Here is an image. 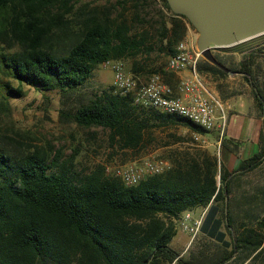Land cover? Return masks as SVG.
<instances>
[{
  "label": "trees",
  "instance_id": "trees-1",
  "mask_svg": "<svg viewBox=\"0 0 264 264\" xmlns=\"http://www.w3.org/2000/svg\"><path fill=\"white\" fill-rule=\"evenodd\" d=\"M133 1L138 9L143 0ZM156 1L170 14V22L160 19L157 34L171 36L168 44L177 45L186 25L193 27L165 1ZM78 4L0 0V73L18 84H6V95L22 96L23 85L59 91L60 122L108 130L111 143L122 150L145 149L156 128L181 125L194 134L207 133L182 118L138 106L111 87L72 102L98 66L135 56L145 42L130 35L125 18ZM241 44L212 54L250 86L263 117L257 149L237 170L224 171L215 155L203 152L175 159L164 173L125 186L103 165L76 171L73 155L61 162V151L52 147L18 143L21 148L9 150L0 144V264H229L238 251L246 262L263 256L264 183L252 188L250 174L264 163V42L245 53ZM227 52L242 57L236 61ZM197 72L215 80L228 77L204 58ZM0 110L9 113L6 101ZM239 144L223 136L220 142L232 153ZM195 208L206 209L197 249L181 256L170 246L172 220Z\"/></svg>",
  "mask_w": 264,
  "mask_h": 264
},
{
  "label": "rangeland",
  "instance_id": "rangeland-1",
  "mask_svg": "<svg viewBox=\"0 0 264 264\" xmlns=\"http://www.w3.org/2000/svg\"><path fill=\"white\" fill-rule=\"evenodd\" d=\"M83 4H90V8L107 11L114 19L120 16L125 18L131 30L130 35L135 36L138 40H145L135 56L126 55L120 60L127 74L143 83L151 74L162 72L176 44H168V40L172 39L171 36L163 39L157 34L162 17H165L166 22H170V14L162 8L158 1L143 0L138 9L134 6L133 0H79L78 5ZM186 27L182 39L196 47L198 34L189 25ZM263 42L264 38L261 36L243 42L241 44L243 53L262 45ZM213 52H215L214 49L211 50V54ZM226 54L235 55L236 61L242 57V53L237 52H227ZM201 58L204 57L201 56ZM201 78L209 91L214 92L223 104L227 103L229 106L228 116H237L238 118L253 116L263 124V117H261L252 90L239 73L228 75L224 80H215L210 76L202 75ZM167 79L173 80L172 76L165 78V80ZM6 84L14 88L18 86L14 80L1 72L0 102L6 101L10 111L7 113L0 110V144L9 150L21 148V145L36 146L43 150L52 147L54 150L61 151V162L67 161L73 155L72 168L81 173L88 172L97 165H103L112 171L114 168L128 164L140 165L145 159L153 158H161L168 163L167 168L162 172L164 173L170 169L173 160L181 159L184 156L199 155L203 153V150H207L204 148L205 143L195 141L194 133L181 125L153 129L150 136L151 143L141 151L122 150L116 142L111 143L108 130L96 127L85 129L72 123L60 122L58 113L61 108V94L59 91L43 93L38 89L23 85L22 96L9 97L6 95ZM111 84L112 73L108 69L98 66L84 88L71 97V101L75 102L76 99L85 101L91 94L108 89ZM217 85H220V92ZM250 179L252 188L264 183V163L258 170L250 174ZM202 209L200 208L193 215L190 212H185L180 215L179 219H173V237L183 232L181 221L186 213H189L194 219H198L205 213L201 215ZM198 238L199 235L190 242L186 250L187 254L197 249ZM188 239L186 237L185 241ZM174 250L179 252L178 249ZM243 255L238 251L229 264L247 263L248 261L243 259ZM247 264H264V255Z\"/></svg>",
  "mask_w": 264,
  "mask_h": 264
},
{
  "label": "built area",
  "instance_id": "built-area-1",
  "mask_svg": "<svg viewBox=\"0 0 264 264\" xmlns=\"http://www.w3.org/2000/svg\"><path fill=\"white\" fill-rule=\"evenodd\" d=\"M201 53L186 40L180 41L170 55L162 72L151 74L141 83L125 72L120 60H108L101 66L112 73L111 89L120 96L130 95L134 104L153 107L162 113L187 120L206 132H217L222 138L228 123V112L219 97L209 91L197 72V63ZM188 71L187 77L179 78L176 89L165 78ZM193 139L204 143L198 134ZM168 163L161 158L145 159L140 165L128 164L112 169L106 167V173L118 178L125 186H134L150 176L161 174ZM202 217L194 219L186 213L181 221V229L191 241L199 233Z\"/></svg>",
  "mask_w": 264,
  "mask_h": 264
},
{
  "label": "water",
  "instance_id": "water-1",
  "mask_svg": "<svg viewBox=\"0 0 264 264\" xmlns=\"http://www.w3.org/2000/svg\"><path fill=\"white\" fill-rule=\"evenodd\" d=\"M174 15L182 16L197 32L202 57L228 75L212 49L229 48L264 35V0H162ZM227 198L225 199V213ZM227 221V220H226Z\"/></svg>",
  "mask_w": 264,
  "mask_h": 264
},
{
  "label": "crops",
  "instance_id": "crops-1",
  "mask_svg": "<svg viewBox=\"0 0 264 264\" xmlns=\"http://www.w3.org/2000/svg\"><path fill=\"white\" fill-rule=\"evenodd\" d=\"M188 75V71H183L177 75H172V81H169L168 79L165 81L172 88H175L179 78L187 77ZM223 105L227 110H229L227 103H224ZM262 125L263 124L259 121V119L253 116L238 118L237 116L229 115L227 127L223 137L224 139H232L235 142L240 143L237 152L232 153L226 146H221V138L215 131L207 132L203 136L198 134L205 143L204 148H207V150H203V152H206L207 154L210 152V155H215L218 161L221 162L224 171H235L237 170L241 160L250 158L255 153L257 149V140ZM199 209L200 208H195L190 213L193 215L194 213L198 212ZM205 210L206 209L201 210V215L205 212ZM186 237L189 238L187 241H185ZM190 242V236L183 231L172 238L170 245L173 249H178L182 256L185 254Z\"/></svg>",
  "mask_w": 264,
  "mask_h": 264
}]
</instances>
